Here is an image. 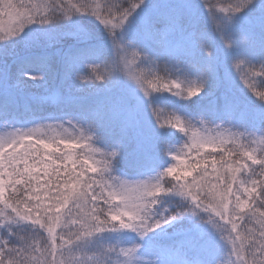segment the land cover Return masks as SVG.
Listing matches in <instances>:
<instances>
[{"label":"snow or ice","instance_id":"obj_1","mask_svg":"<svg viewBox=\"0 0 264 264\" xmlns=\"http://www.w3.org/2000/svg\"><path fill=\"white\" fill-rule=\"evenodd\" d=\"M0 264H264V0H0Z\"/></svg>","mask_w":264,"mask_h":264},{"label":"rangeland","instance_id":"obj_2","mask_svg":"<svg viewBox=\"0 0 264 264\" xmlns=\"http://www.w3.org/2000/svg\"><path fill=\"white\" fill-rule=\"evenodd\" d=\"M56 84H58V81L50 78L46 84L30 86L29 91L33 94H37L38 96L43 95L47 89L58 86Z\"/></svg>","mask_w":264,"mask_h":264},{"label":"trees","instance_id":"obj_3","mask_svg":"<svg viewBox=\"0 0 264 264\" xmlns=\"http://www.w3.org/2000/svg\"><path fill=\"white\" fill-rule=\"evenodd\" d=\"M56 85H58V84H56ZM35 95H37V94H35ZM38 96V95H37ZM40 96V95H39Z\"/></svg>","mask_w":264,"mask_h":264}]
</instances>
